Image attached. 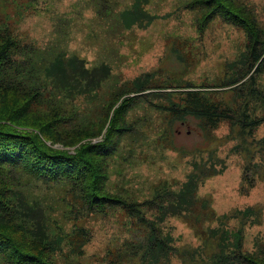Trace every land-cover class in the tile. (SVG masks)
Instances as JSON below:
<instances>
[{
	"label": "trees",
	"instance_id": "obj_1",
	"mask_svg": "<svg viewBox=\"0 0 264 264\" xmlns=\"http://www.w3.org/2000/svg\"><path fill=\"white\" fill-rule=\"evenodd\" d=\"M187 7L203 9L201 28L218 17L246 35L239 61L227 65L210 87L161 85L147 75L124 86H105V65L86 67L77 56L62 53L43 63L41 54L19 45L7 28L0 31V264H59L55 252L59 257L68 247L76 256L89 241L86 229L66 233L55 224L51 207L26 191L29 179L44 186L64 183L86 213L119 207L137 226L122 252L128 264H264L263 250L248 252L241 245L243 226L259 223L257 207L212 217L215 226L200 227L208 204L199 200L198 187L223 170L211 151L190 162L175 188L158 184L141 202L106 188L109 158L135 131L126 116L143 104L163 113L162 132L170 141L174 122L195 119L206 139L226 125L227 136L236 141L232 152L243 155L244 172L264 167V139L251 140V128L264 122V96L255 80L264 67V31L236 0H192ZM90 96L101 104L98 116L91 124H74L67 109H77L75 103ZM256 111L258 116L250 118ZM174 219L192 223L195 247L171 244L166 222ZM127 225L129 230L132 223Z\"/></svg>",
	"mask_w": 264,
	"mask_h": 264
},
{
	"label": "rangeland",
	"instance_id": "obj_2",
	"mask_svg": "<svg viewBox=\"0 0 264 264\" xmlns=\"http://www.w3.org/2000/svg\"><path fill=\"white\" fill-rule=\"evenodd\" d=\"M191 1L0 0V31L7 28L19 45L41 54L43 63L62 53L77 56L86 67L105 65L109 71L105 86H124L147 75L161 85L210 87L217 84L227 65L239 61L246 35L218 17L201 28L203 9L188 8ZM236 2L254 15L264 31V0ZM255 80L264 96V67ZM75 104L77 109L67 111L77 125L91 124L100 112L101 104L94 96ZM257 116L256 111L250 118ZM126 122L135 131L123 139L108 160L107 189L141 202L150 197L158 184L164 182L175 188L190 170V162L199 156L205 158L211 151L223 170L198 187L199 200L208 204L200 227L206 230L215 226L212 217L255 206L260 211L259 223L243 226L241 245L244 251H264V167L259 168L262 175L251 170L244 172L243 155L231 150L236 141L227 136L228 126L216 128L206 139L195 119L174 122L170 141L162 132L163 113L149 104L130 111ZM261 139L264 122L251 128V140ZM25 188L39 195L41 204L51 207V218L64 232L81 227L89 232V241L76 256L69 254L68 247H62L59 257H55V252L57 263L128 264L122 252L137 226L119 207L109 208L104 214L86 213L61 182L44 186L29 179ZM145 217L149 218V213ZM129 221L132 226L128 230ZM166 227L174 247L197 245L191 222L168 220ZM234 227V222H228V228Z\"/></svg>",
	"mask_w": 264,
	"mask_h": 264
}]
</instances>
